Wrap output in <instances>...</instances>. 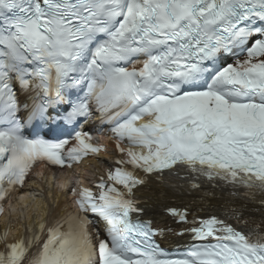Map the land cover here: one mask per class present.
<instances>
[{
    "label": "snow or ice",
    "instance_id": "6c2138e0",
    "mask_svg": "<svg viewBox=\"0 0 264 264\" xmlns=\"http://www.w3.org/2000/svg\"><path fill=\"white\" fill-rule=\"evenodd\" d=\"M94 115L117 155L75 127L25 135ZM101 154L71 208L0 234V264H264V0H0V215L36 167ZM181 169L224 218L165 206L188 241L173 258L144 216Z\"/></svg>",
    "mask_w": 264,
    "mask_h": 264
},
{
    "label": "bare ground",
    "instance_id": "6f19581e",
    "mask_svg": "<svg viewBox=\"0 0 264 264\" xmlns=\"http://www.w3.org/2000/svg\"><path fill=\"white\" fill-rule=\"evenodd\" d=\"M108 149V152L112 155H117L115 153V147L112 142L105 141L101 144ZM86 163L88 165L86 168L91 170L88 171L90 175L95 172L97 174V169H101V173L104 171V166L108 164V158L103 154L99 158H86ZM103 161V165L99 161ZM88 175V176H90ZM163 184L160 185V189L167 195H161V198L154 204H150L147 209V213L144 216L146 219H151L158 225H160L165 234L166 238L162 239L164 241H169L175 243L179 238L173 236L169 229L180 231L181 226L168 217L164 212L163 208L165 206L176 207L178 209H183L185 206L195 211L198 215L197 218H204L209 214H214L221 218H224V208L223 204L225 198L220 196L217 190V198L212 199L210 204H196L192 200V194L187 191V181L181 174H166L163 178ZM158 181H153V186L157 185ZM30 185H34L31 183ZM179 185H184V188H180ZM39 192L36 199H23L19 201L18 204L11 206L8 213L0 215V234L4 232L6 228H9V238L17 235L22 231V226L27 225L30 220L34 217L38 221L43 215L44 210L47 206H59L60 210H65L71 208L72 197L68 194V191L63 188H59L56 183L51 181V178H44L41 182H36L33 187ZM236 204H240L239 199L234 201ZM253 205L249 204V208ZM229 223L235 225V221L229 218ZM239 229L240 226L236 225Z\"/></svg>",
    "mask_w": 264,
    "mask_h": 264
}]
</instances>
